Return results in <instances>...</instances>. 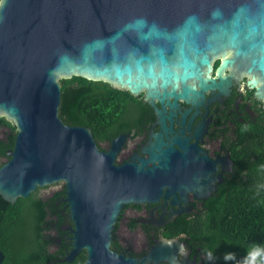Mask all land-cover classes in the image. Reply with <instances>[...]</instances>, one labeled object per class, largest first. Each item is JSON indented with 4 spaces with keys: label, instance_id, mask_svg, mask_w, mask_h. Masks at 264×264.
Returning a JSON list of instances; mask_svg holds the SVG:
<instances>
[{
    "label": "water",
    "instance_id": "obj_1",
    "mask_svg": "<svg viewBox=\"0 0 264 264\" xmlns=\"http://www.w3.org/2000/svg\"><path fill=\"white\" fill-rule=\"evenodd\" d=\"M227 50L233 57L213 77V58ZM234 65L258 73L249 82L264 97V0H0V116L17 128L0 195L15 203L64 183L73 223L65 260L84 249L82 264H132L110 248L121 209L157 200L168 186L185 191L174 179L183 163L170 164L173 147L156 134L144 148L149 159L117 164V147L102 150L90 127L63 121L60 80L78 75L144 93L152 106L158 99L164 127L166 105L227 94L225 69ZM153 158L159 164L145 168ZM4 257L0 249V264Z\"/></svg>",
    "mask_w": 264,
    "mask_h": 264
},
{
    "label": "flooded vegetation",
    "instance_id": "obj_2",
    "mask_svg": "<svg viewBox=\"0 0 264 264\" xmlns=\"http://www.w3.org/2000/svg\"><path fill=\"white\" fill-rule=\"evenodd\" d=\"M232 57V51L227 50L225 56L221 52L213 58V77H217L216 69L223 59ZM225 75H231V82L226 84L227 94L211 100L218 91L208 90L205 102L192 104L180 99L178 107L172 109L166 105L164 127L161 116L157 114V107L162 108L161 102L155 99L156 105L152 106L144 100L149 106L145 111L148 114H144L140 126L123 129L111 137L95 138L102 150L109 151L113 146L119 149L115 158L117 164L140 163L141 158L149 159L150 154L144 152V148L150 138L156 141L155 135L161 134L166 144L163 147L168 144L173 147L166 156L170 164L175 163V158L176 163L178 160L183 163V173H176L174 179H182V185L187 186L185 191L178 189L169 193L168 186L157 200L131 202L121 209L113 228L110 248L117 255L132 259V264H234L225 262L215 248L206 246L204 230L211 219L207 215L211 212V205L238 176V155L246 148L252 149L261 140L264 97L257 90L259 83L252 85L249 82L253 77L258 81V73H248L244 67L234 65L225 69ZM171 112L174 114L170 118ZM244 125L249 128L242 132ZM120 136L123 139H118ZM158 164L159 161L153 158L145 168ZM58 186L44 198L49 199L62 189L61 184ZM212 186L214 189L207 197L203 196L206 195L205 190ZM195 188L202 192L197 194L193 190ZM64 201L66 198L56 201L48 230L56 236L57 242L62 239V236L57 237L59 229L64 232V237L72 236L70 208L69 212L59 208L65 215V221L60 222L58 217L57 208ZM64 207L68 208V203ZM52 247V250L59 248L57 243ZM71 249L65 250L66 255ZM206 251L213 252V260H207ZM87 256L86 251V259Z\"/></svg>",
    "mask_w": 264,
    "mask_h": 264
},
{
    "label": "trees",
    "instance_id": "obj_3",
    "mask_svg": "<svg viewBox=\"0 0 264 264\" xmlns=\"http://www.w3.org/2000/svg\"><path fill=\"white\" fill-rule=\"evenodd\" d=\"M62 97L59 114L70 125L90 127L94 137H110L119 131L135 126L147 110L144 94H132L102 80H91L74 75L60 80ZM0 166L10 156L17 134L16 125L5 116H0ZM261 140L252 148L238 155L236 179L230 181V187L223 190L211 205V217L204 233L206 246L215 248L221 256L233 252L237 259L245 256L252 244L264 245V133ZM62 183V182H60ZM66 198L65 184L49 199L31 193L28 197H19L15 203L0 195V249L4 253L3 264H79L86 259V251L74 261L65 260L67 249L72 248V239L64 237L59 229L56 236L48 232L53 218L56 201ZM64 201L59 205V221H65ZM72 223V221H71ZM59 224V222H58ZM59 228V227H58ZM203 234V233H201ZM71 235V234H70ZM54 243L58 249L52 250ZM223 258V257H222Z\"/></svg>",
    "mask_w": 264,
    "mask_h": 264
},
{
    "label": "clouds",
    "instance_id": "obj_4",
    "mask_svg": "<svg viewBox=\"0 0 264 264\" xmlns=\"http://www.w3.org/2000/svg\"><path fill=\"white\" fill-rule=\"evenodd\" d=\"M248 125H244L241 128L242 132L247 131ZM261 171H264V166H261ZM259 187H264L260 185ZM205 256L207 260L211 261L214 259L212 251H206ZM225 262H234V264H264V245L252 244L248 247L244 257L237 259V256L233 252L225 253L223 256Z\"/></svg>",
    "mask_w": 264,
    "mask_h": 264
},
{
    "label": "rangeland",
    "instance_id": "obj_5",
    "mask_svg": "<svg viewBox=\"0 0 264 264\" xmlns=\"http://www.w3.org/2000/svg\"><path fill=\"white\" fill-rule=\"evenodd\" d=\"M3 132H4V129H2L0 131V134L3 135ZM62 183H56L55 184H49V185H46V186H43V187H39L37 190H35L34 192L36 193V196L38 197H47L53 190H55L56 188H58L59 186L58 185Z\"/></svg>",
    "mask_w": 264,
    "mask_h": 264
}]
</instances>
